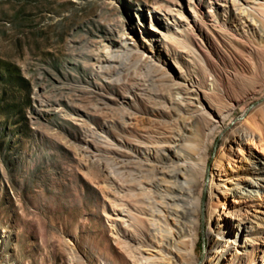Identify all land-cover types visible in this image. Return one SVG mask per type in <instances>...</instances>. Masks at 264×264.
Instances as JSON below:
<instances>
[{
	"label": "rangeland",
	"instance_id": "obj_1",
	"mask_svg": "<svg viewBox=\"0 0 264 264\" xmlns=\"http://www.w3.org/2000/svg\"><path fill=\"white\" fill-rule=\"evenodd\" d=\"M262 6L264 0H0V264L161 260L151 257L157 239L134 201L151 188L155 163L141 151L164 146L180 101L192 111L231 112L200 131L207 147L199 159L196 259L211 247L206 229L216 206L236 229L238 215L253 223L219 264H264V53L240 11ZM219 23L242 37L246 51L237 49L234 61L212 29ZM126 48L127 59L115 56ZM221 50L231 60L220 62ZM201 115V124L215 120ZM234 121L262 137L228 142ZM137 216L147 226L138 227Z\"/></svg>",
	"mask_w": 264,
	"mask_h": 264
},
{
	"label": "bare ground",
	"instance_id": "obj_2",
	"mask_svg": "<svg viewBox=\"0 0 264 264\" xmlns=\"http://www.w3.org/2000/svg\"><path fill=\"white\" fill-rule=\"evenodd\" d=\"M240 11L241 13L243 12L245 14L244 17L250 19L252 22L251 24L254 25L255 34L254 37H252V41L257 42L256 45L260 50L259 52L264 53V6H262L261 10L255 11L253 8H241ZM213 26L212 29L214 28V30L219 32L218 35L224 41V45L226 42L228 43V47H232V55H230V57H234L232 61L238 56H241L237 49L246 51L240 47L243 46L241 42L242 37L239 36L236 31L227 29L223 27V25L221 26L220 23L218 25L214 24ZM244 40L246 39L244 38ZM249 48V50L247 49V54L251 61H253L256 57V53L253 51V47L250 46ZM222 50L219 51L220 62L230 58L224 54L226 50H223L224 52ZM129 52L130 51L126 48V50L115 54V56L127 59ZM253 62L255 63V61ZM172 84H168V87L171 88ZM154 95L157 98L163 99L165 102L169 101L173 104L177 102V100H175L177 97H173L171 92L161 93L155 91ZM178 103L179 105L175 106L177 109L175 116H178V125L171 130L172 133L168 137V140L165 139L163 143L164 146L157 148H155V146L154 148H150V150L141 151V156L146 155L147 161L149 160L152 164L153 162L155 163L149 177L151 188L148 187L149 189L147 191L145 190L146 192H144L143 197L137 195L134 201L135 205H133L145 209L146 214L149 216V222L152 226L154 236L157 239L156 247L158 251L157 253H153L151 257L160 256L161 258L159 257L158 259L161 260L154 259L151 264H219L220 261L225 258V255L230 253L236 246V243L239 242L240 235L242 237L243 232L250 231L253 227L252 220H249L246 216L243 217V215H240L239 217L238 215L237 223L239 228L236 229L235 226H232L228 216L216 212L217 207L213 206L210 211V226L206 229L207 237L211 240V247L208 248L207 255L202 262L196 259L195 248H197L196 242L199 237L198 229L202 208V178L204 175V170L201 167L202 163L200 164L199 159L204 149L207 147L206 137H201L200 131L202 126L203 129L209 128L210 131H212L217 127L220 120H223L225 116L227 117L230 111H225L224 113H218L216 115L214 111H210L206 108L204 109V107L201 109L197 106L198 110L192 111L193 107H191L192 105H189V103H186V107L181 105V101ZM203 113L209 114L214 117L215 120L211 123L207 122V125L206 121L201 124L200 120L203 121L202 118H204L201 117ZM252 126L242 123L239 124L235 121L232 122V125L230 124L229 128L225 131L228 142L238 143L242 138H261L260 130ZM156 142L158 143L159 141ZM138 166H140V164ZM141 172H143V170ZM144 176H146V174ZM144 188L145 187H143V189ZM138 217L139 216H137V222L139 226H137H147L148 219ZM233 232H235V235L232 236Z\"/></svg>",
	"mask_w": 264,
	"mask_h": 264
}]
</instances>
